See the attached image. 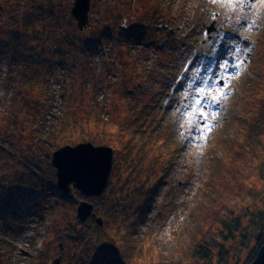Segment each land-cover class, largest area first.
Here are the masks:
<instances>
[{"label":"rangeland","instance_id":"obj_1","mask_svg":"<svg viewBox=\"0 0 264 264\" xmlns=\"http://www.w3.org/2000/svg\"><path fill=\"white\" fill-rule=\"evenodd\" d=\"M73 1L52 0V15L46 18L51 21H36L27 30L32 35L45 28L37 36L46 42L34 41L31 46L28 42L32 49L14 61L9 34L15 37V31L20 34L22 29L13 32L15 19L7 21L6 11L0 10V145L7 146L0 149V207L26 209L29 221L13 246L12 264H53L57 258L60 264H95L90 258L96 245H100L97 261H128L132 254L117 238L118 232L138 241L132 248L138 256L149 247L154 252L178 248L183 238L197 233L194 218L207 213L205 202L202 207L205 189L209 192L214 168L225 160V148L238 137V121H245L250 108L257 111L258 102L264 100V22L251 33H235L231 24L221 29V34L226 29L229 36L243 38L242 44L253 47L247 69L236 78L235 69L225 73L217 67L228 41L221 40L218 56L215 45L213 55V45L206 44L198 31L211 18L194 13L193 0H90V28L83 31L70 15ZM39 2L45 9L49 1ZM36 4L34 0L32 6ZM223 6L200 5L213 12ZM257 7L264 11V5ZM33 12L37 17L39 11ZM214 23L220 27L221 21ZM103 29L108 32L105 38L99 34ZM135 31L142 35L131 33ZM207 51L210 57L204 58ZM193 52H206L198 67L225 77L232 74L225 80L230 85L225 91L232 95L220 101L216 120L209 117L213 126L205 129V137L189 142L181 133H187L190 117L173 113L176 105H166L165 100L182 102L186 88L177 81L187 84L184 62ZM25 72L43 91L36 93L33 84L35 91L23 101L18 93L26 91L21 84ZM136 107L142 113L135 116L131 110ZM46 117L54 122L49 134L41 133L50 126ZM122 123L121 132L117 126ZM10 141L12 147L7 145ZM86 142L113 149L108 186L94 198L71 189L69 201L55 186L51 154ZM10 189L18 194L6 196ZM229 194L224 192L222 200L229 202ZM80 201L94 206L101 227L93 218L77 223ZM80 239L83 245H78ZM142 260L154 264L148 257Z\"/></svg>","mask_w":264,"mask_h":264},{"label":"trees","instance_id":"obj_2","mask_svg":"<svg viewBox=\"0 0 264 264\" xmlns=\"http://www.w3.org/2000/svg\"><path fill=\"white\" fill-rule=\"evenodd\" d=\"M36 1L37 4L32 6L34 0H0V6H2L0 10L6 11L7 21L8 19H15L16 27L13 32L19 27L22 29L20 34L15 31V37L12 33L9 34V41L14 49L10 53L13 61L18 59L23 52L31 50L32 42L38 41L41 44L46 42L37 36L38 32L39 34L40 32L43 33L45 28H37V31L32 32V35L27 34V30L34 22L51 21L46 18L52 15V0H45L49 1L45 3L46 6L48 5L45 9L40 5L43 2ZM35 10L39 11L37 17L33 12ZM104 29L107 30L108 27L104 26ZM104 29L99 33L103 38L108 33ZM18 41L20 42L16 44ZM28 42H30V46H28ZM85 43L87 45L89 42ZM14 44H16V47H14ZM30 79L31 77L25 72L21 84L23 88H26V91L22 92V89H20L21 91L19 90L18 93V97H21L23 101L28 100V96L35 91L33 84L36 85V93L43 91L39 83L31 82ZM40 99L44 98L40 97ZM49 106L52 105L49 104ZM50 108H47V110ZM141 113L142 108L140 107L131 110V114L135 116ZM248 113L249 117L245 121H238V126H240L238 137L229 144L228 148H225L227 150L225 160H222L214 168V174H212L210 185H208L209 192L205 189V201L202 198V207L205 202L207 213L194 218V225L198 224L197 233L193 234V237L190 236L189 240L183 238L178 248L154 252V249L149 247L144 253L140 251V256H138L137 251L135 253L132 250V248H137L138 241L132 238L130 234L124 235L118 232L116 234L117 238L128 244V250L132 256L127 258L128 261L118 262L116 260V264H127L128 262L130 264H145L142 259L147 257L154 264H250L253 261L264 243V100L258 102L257 111L250 108ZM45 115L46 112L43 113V116ZM46 118L50 126L48 128L42 126L45 130L41 133L49 134L54 122L50 121L51 116L50 119ZM13 124L15 131L17 129L16 122ZM123 124L118 125L117 129L119 130L118 127ZM104 125L107 124L104 123ZM221 140L220 138L218 142L221 143ZM2 143L3 145L6 144L3 141ZM12 144V141L7 143L8 147H12ZM4 147L7 148V146L0 145V149H4ZM159 155L160 153L157 156ZM0 186V189H3V185ZM11 190H8L9 193L6 196H10V193L13 194ZM224 192L230 193L231 199L229 202H227L229 199L222 200ZM16 194L18 193L13 195ZM12 208H14L13 210L16 209L15 213H11L13 212L11 211ZM121 210L124 211L125 209ZM26 217V209L13 207V205L5 210L0 207V264L13 263L12 258H14L16 252L13 246L16 245L19 235L29 222L26 221ZM81 240L84 241L80 239L77 241L78 245H83ZM98 247L100 245L94 246L91 261L94 260L95 264L98 262L100 264H110L106 259L97 261L99 259ZM10 260H12L11 263Z\"/></svg>","mask_w":264,"mask_h":264},{"label":"snow or ice","instance_id":"obj_3","mask_svg":"<svg viewBox=\"0 0 264 264\" xmlns=\"http://www.w3.org/2000/svg\"><path fill=\"white\" fill-rule=\"evenodd\" d=\"M204 4L225 6L213 12L210 8L200 7ZM257 4L264 5V0H193L192 3L194 13L209 15L211 21H221L220 27H217L215 23L211 24L210 27L214 31L207 29H198V31L202 33L204 42L213 45L210 49L213 55L216 51L214 46L219 45L222 39H227L228 43L224 47L228 51L217 61V67L225 73L229 68L235 69L236 78H239L242 70L247 69L250 63L248 54L252 52L253 47L250 44H242L243 38L238 40L234 35L221 34V29L228 24L232 25V31L235 33H241V31L251 33L259 28L264 22V11L258 8ZM201 55V53L193 52L191 58L184 62L183 76L188 82L184 85L180 80L177 81L186 88V94H182V102L165 100L166 105H176L171 108L173 113H178L185 119L190 117L187 133H181L189 142L202 140L205 137V129L213 126L208 122L209 117L216 120L221 110L220 101L232 95L231 92L225 91L230 87L225 80H230L232 74L225 77L221 76L219 71L212 72L207 67H198L197 61ZM208 72H211V75H206ZM179 126L185 127L183 122H180Z\"/></svg>","mask_w":264,"mask_h":264},{"label":"water","instance_id":"obj_4","mask_svg":"<svg viewBox=\"0 0 264 264\" xmlns=\"http://www.w3.org/2000/svg\"><path fill=\"white\" fill-rule=\"evenodd\" d=\"M90 0H74L70 15L78 30L83 31L90 26ZM211 24L207 30L211 29ZM51 166L55 169L56 187L66 197L71 198L70 191L75 189L81 196L98 197L106 190L113 167V149L108 146H94L90 142L78 143L74 146H63L51 154ZM94 206L88 201H80L76 207L77 223H84L93 218L101 227L100 218H95ZM62 250V244H60ZM57 258L53 264H60ZM250 264H264V243Z\"/></svg>","mask_w":264,"mask_h":264}]
</instances>
